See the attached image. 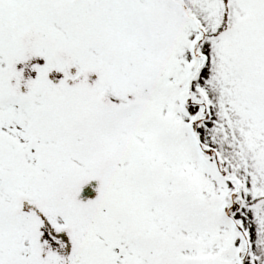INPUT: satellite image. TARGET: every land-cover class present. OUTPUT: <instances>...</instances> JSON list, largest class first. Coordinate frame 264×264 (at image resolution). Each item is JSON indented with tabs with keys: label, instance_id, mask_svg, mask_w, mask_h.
<instances>
[{
	"label": "snow or ice",
	"instance_id": "1",
	"mask_svg": "<svg viewBox=\"0 0 264 264\" xmlns=\"http://www.w3.org/2000/svg\"><path fill=\"white\" fill-rule=\"evenodd\" d=\"M0 264H264V0H0Z\"/></svg>",
	"mask_w": 264,
	"mask_h": 264
}]
</instances>
